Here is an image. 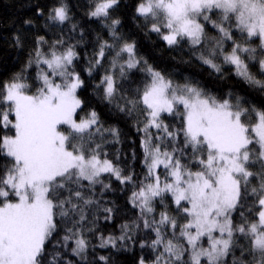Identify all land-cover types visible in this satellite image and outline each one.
I'll use <instances>...</instances> for the list:
<instances>
[{"label": "snow or ice", "instance_id": "6c2138e0", "mask_svg": "<svg viewBox=\"0 0 264 264\" xmlns=\"http://www.w3.org/2000/svg\"><path fill=\"white\" fill-rule=\"evenodd\" d=\"M27 9L0 71V264H264V0Z\"/></svg>", "mask_w": 264, "mask_h": 264}, {"label": "trees", "instance_id": "16d2710c", "mask_svg": "<svg viewBox=\"0 0 264 264\" xmlns=\"http://www.w3.org/2000/svg\"><path fill=\"white\" fill-rule=\"evenodd\" d=\"M28 14L27 0H0V71L14 68L17 60L22 59L16 49L12 47L11 37L14 26H18L20 20L25 18ZM153 40H155V37H153ZM145 48H147V45H145ZM145 54H147V52ZM149 58L151 60V57ZM196 70V68H185L184 72L186 75H190ZM203 71L206 72L207 69ZM118 196H120L118 193L105 194L106 198L117 200L118 203H122V200L118 199ZM118 222L119 221H116L114 223ZM100 251L102 254L104 250ZM121 264H123V261Z\"/></svg>", "mask_w": 264, "mask_h": 264}]
</instances>
